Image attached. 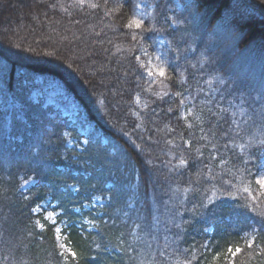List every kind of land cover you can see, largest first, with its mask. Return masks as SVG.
<instances>
[{"label":"trees","instance_id":"trees-1","mask_svg":"<svg viewBox=\"0 0 264 264\" xmlns=\"http://www.w3.org/2000/svg\"><path fill=\"white\" fill-rule=\"evenodd\" d=\"M151 3L137 28V0H0V264H264V7ZM150 35L164 76L145 74ZM36 78L76 101L86 145Z\"/></svg>","mask_w":264,"mask_h":264},{"label":"rangeland","instance_id":"rangeland-1","mask_svg":"<svg viewBox=\"0 0 264 264\" xmlns=\"http://www.w3.org/2000/svg\"><path fill=\"white\" fill-rule=\"evenodd\" d=\"M176 11L179 12L184 8V4L181 1L176 2ZM155 6L151 3V0H137L136 12L134 17V24L136 21L140 22L141 27L144 25L150 26V20L153 16ZM175 21L171 22L173 28H177L180 21L177 14L174 15ZM185 31V28H184ZM171 49L169 40L163 36L152 38V35L148 36V42L143 47V54L145 56V74L150 78L160 77L161 70L164 68L169 60L168 51ZM27 83L26 81H24ZM33 83L39 85L38 88L33 90L32 99L35 102H41L43 106H50L58 113L63 119L70 123V126L75 129L76 135L71 136L69 139L70 146L81 147L88 143L90 134L94 131L91 124L85 121L84 114L81 113L80 107L76 101L67 95L63 88L57 82H44L41 78H36ZM13 97L8 94L5 96L3 92H0V107L2 110L8 111V114L12 112L16 106L13 103ZM103 143L105 140L103 139ZM260 179V173L257 180ZM261 185V184H260ZM104 205V201L100 198H94L92 205L86 206L87 212L93 211L97 207ZM43 207L47 208L45 216L51 221L56 222L58 212L53 211L54 205L43 204ZM40 210L37 209V211ZM93 215V214H92ZM84 223L87 224L89 229H92L96 223L94 219H90L89 215L84 219ZM68 225L67 220L64 218L63 222L57 226V236L60 245L64 252L70 253V249L65 244V235L63 230Z\"/></svg>","mask_w":264,"mask_h":264},{"label":"snow or ice","instance_id":"snow-or-ice-1","mask_svg":"<svg viewBox=\"0 0 264 264\" xmlns=\"http://www.w3.org/2000/svg\"><path fill=\"white\" fill-rule=\"evenodd\" d=\"M259 3L262 7H264V0H259ZM136 25H137V28L141 27L139 21H136ZM160 75L161 76L165 75L163 70H161ZM256 167H257L258 171L260 172V179L258 180V183L261 184V186H264V155H262V158L260 159L259 163L256 164ZM75 210H76V208L74 206L73 211H75ZM259 228L261 231H264V223H261L259 225ZM229 251L231 252L232 250L229 249ZM239 251H240V249H236V252H239ZM71 255L73 257H75L76 254L73 252V253H71Z\"/></svg>","mask_w":264,"mask_h":264}]
</instances>
